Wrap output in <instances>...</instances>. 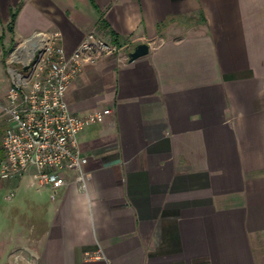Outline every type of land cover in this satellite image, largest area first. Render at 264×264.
<instances>
[{
    "label": "crops",
    "instance_id": "obj_1",
    "mask_svg": "<svg viewBox=\"0 0 264 264\" xmlns=\"http://www.w3.org/2000/svg\"><path fill=\"white\" fill-rule=\"evenodd\" d=\"M56 32L120 38L66 95L111 114L78 135L85 188L0 178V264H264V0H0V168L11 51Z\"/></svg>",
    "mask_w": 264,
    "mask_h": 264
},
{
    "label": "built area",
    "instance_id": "obj_2",
    "mask_svg": "<svg viewBox=\"0 0 264 264\" xmlns=\"http://www.w3.org/2000/svg\"><path fill=\"white\" fill-rule=\"evenodd\" d=\"M38 37L32 47L41 51L38 60L33 62V52L19 67L8 68L10 87L3 108L5 159L0 178L16 179L33 167V183L55 192L66 185V173L72 171L79 173L78 181L85 188L82 171L87 158L81 155L78 135L88 126L103 123L111 110L77 115L70 111L66 95L86 60L94 62L95 55L111 53L114 48L97 33H89L71 53L58 32Z\"/></svg>",
    "mask_w": 264,
    "mask_h": 264
},
{
    "label": "rangeland",
    "instance_id": "obj_3",
    "mask_svg": "<svg viewBox=\"0 0 264 264\" xmlns=\"http://www.w3.org/2000/svg\"><path fill=\"white\" fill-rule=\"evenodd\" d=\"M106 41L110 45H112V47L114 48L113 51L109 55H112L113 57L118 58V56L123 53V50L118 49L119 47H117L116 45H114L111 42V40H106ZM22 49L23 48H19L18 50L11 51L12 53L10 52L11 54H13V60H16L18 62L17 65H21L27 59V57H29L33 52L35 54H37V52L36 51H33L32 48L30 49V51H27L26 53H23ZM11 54L9 56H11ZM104 54H107V53L105 52ZM2 196H3V194H2ZM4 203L7 204L8 202H4ZM4 203H1V204H4ZM20 253H21V255L23 257L20 258L21 260H19L18 263L15 262V260H13V261L12 260H9V261H5L4 264H30L29 263V260L27 258V255H26L27 254V250H21Z\"/></svg>",
    "mask_w": 264,
    "mask_h": 264
},
{
    "label": "water",
    "instance_id": "obj_4",
    "mask_svg": "<svg viewBox=\"0 0 264 264\" xmlns=\"http://www.w3.org/2000/svg\"><path fill=\"white\" fill-rule=\"evenodd\" d=\"M40 53L41 51H38L33 62H36L38 60ZM148 53H149V45L147 43H140L136 45L134 49L128 53V60L129 62H133L139 58L146 56Z\"/></svg>",
    "mask_w": 264,
    "mask_h": 264
},
{
    "label": "trees",
    "instance_id": "obj_5",
    "mask_svg": "<svg viewBox=\"0 0 264 264\" xmlns=\"http://www.w3.org/2000/svg\"><path fill=\"white\" fill-rule=\"evenodd\" d=\"M91 1V3L93 4V5H95V0H90ZM20 6L21 5H18L12 12H11V21H10V23H9V30L10 31H13V27H14V23H15V19H16V16H17V14H18V11H19V9H20ZM111 36H112V43L114 44V45H116L117 47H120L121 46V42H120V38L117 36V35H115V34H111Z\"/></svg>",
    "mask_w": 264,
    "mask_h": 264
},
{
    "label": "bare ground",
    "instance_id": "obj_6",
    "mask_svg": "<svg viewBox=\"0 0 264 264\" xmlns=\"http://www.w3.org/2000/svg\"><path fill=\"white\" fill-rule=\"evenodd\" d=\"M40 44H41V42H40L39 44H37L36 47H37L38 45H40Z\"/></svg>",
    "mask_w": 264,
    "mask_h": 264
}]
</instances>
